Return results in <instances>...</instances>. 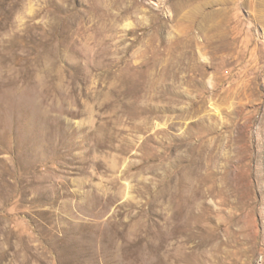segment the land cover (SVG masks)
<instances>
[{
	"label": "rangeland",
	"instance_id": "rangeland-1",
	"mask_svg": "<svg viewBox=\"0 0 264 264\" xmlns=\"http://www.w3.org/2000/svg\"><path fill=\"white\" fill-rule=\"evenodd\" d=\"M0 264H264V0H0Z\"/></svg>",
	"mask_w": 264,
	"mask_h": 264
}]
</instances>
